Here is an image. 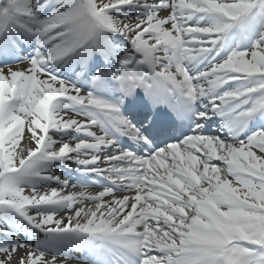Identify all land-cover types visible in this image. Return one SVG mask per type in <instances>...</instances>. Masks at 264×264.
I'll return each instance as SVG.
<instances>
[{
	"label": "snow or ice",
	"instance_id": "snow-or-ice-1",
	"mask_svg": "<svg viewBox=\"0 0 264 264\" xmlns=\"http://www.w3.org/2000/svg\"><path fill=\"white\" fill-rule=\"evenodd\" d=\"M0 264H264V0H0Z\"/></svg>",
	"mask_w": 264,
	"mask_h": 264
},
{
	"label": "rangeland",
	"instance_id": "rangeland-1",
	"mask_svg": "<svg viewBox=\"0 0 264 264\" xmlns=\"http://www.w3.org/2000/svg\"><path fill=\"white\" fill-rule=\"evenodd\" d=\"M90 188V187H89ZM73 190H75V191H79L80 189L79 188H76V189H73ZM89 191H90V189H88ZM71 191V190H70ZM92 192H94V191H92Z\"/></svg>",
	"mask_w": 264,
	"mask_h": 264
},
{
	"label": "bare ground",
	"instance_id": "bare-ground-1",
	"mask_svg": "<svg viewBox=\"0 0 264 264\" xmlns=\"http://www.w3.org/2000/svg\"><path fill=\"white\" fill-rule=\"evenodd\" d=\"M21 66H23V65H21ZM65 178H67V177H65ZM68 190H72L71 186H69V189Z\"/></svg>",
	"mask_w": 264,
	"mask_h": 264
}]
</instances>
